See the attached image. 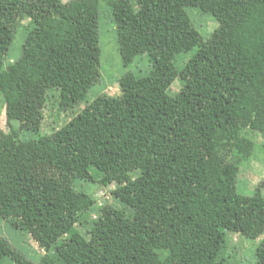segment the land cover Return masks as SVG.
Instances as JSON below:
<instances>
[{"label":"trees","instance_id":"1","mask_svg":"<svg viewBox=\"0 0 264 264\" xmlns=\"http://www.w3.org/2000/svg\"><path fill=\"white\" fill-rule=\"evenodd\" d=\"M99 1L52 0L51 15L33 20L22 56L7 66L3 55L11 38L2 32L0 93L10 131L0 128V216L16 227L31 231L39 227L38 240L55 250L53 264H96L74 239L64 237L79 220L88 224L97 243L98 259L104 264H236L225 255L226 239L212 247L204 239L177 229L162 237L136 219L125 224L112 222L108 227L92 218L95 206H84L80 213L71 200L53 197L65 187L51 184L47 193L48 189L24 184L35 163L62 146L54 136L27 140L18 136L14 126L24 116L31 79L47 82L52 72L59 69L58 73H65L57 63L68 65L77 55L83 56L81 66L94 68L96 73ZM180 1L185 8L206 9L218 23L206 43L214 60L211 78L220 66L225 74L213 96L206 89L207 82L196 84L173 63L167 35L174 31L176 22L170 9ZM109 2L124 64L129 66L138 55L146 54L151 66L145 75L125 73L119 80L120 96L104 93L95 97L82 109L79 120L109 155L128 164L132 161L130 167L140 171L141 180L165 188L168 209L184 213L197 207L229 208L237 187L217 186L219 171L215 166L220 161L234 162L238 174L240 164L252 155L255 146L251 131L261 135L264 148V0ZM61 22L67 24L80 50L68 59L65 54L57 56L54 44ZM196 65L197 72H205L199 62ZM179 77L182 88L171 95L170 85ZM211 100L210 114L194 125L191 108ZM236 143L251 149L240 150ZM111 169L102 167L101 184L109 185L115 179ZM263 189L264 179L252 196L256 204L263 198ZM7 259L14 264H34L0 235V264H7ZM257 259L258 264H264V240L258 246Z\"/></svg>","mask_w":264,"mask_h":264},{"label":"rangeland","instance_id":"2","mask_svg":"<svg viewBox=\"0 0 264 264\" xmlns=\"http://www.w3.org/2000/svg\"><path fill=\"white\" fill-rule=\"evenodd\" d=\"M109 1H99V47L94 60L96 73L93 74L94 68L81 66L84 65L83 56L77 55V59L70 60L68 65L57 63L65 73H58V69L49 75L47 82L31 79L24 116L14 126L19 132L18 136L23 140L34 139L39 135L54 136L62 146L51 150L50 154L35 163L30 175L25 177L24 184L36 185L44 191L48 189L47 193L51 184L65 187L53 197L71 200L80 213L84 212V206H95L92 218H98L105 226L110 227L112 222L125 224L136 219L162 237L177 229L204 239L212 247L226 239L228 250L225 255L229 261L258 264L257 249L264 240V195L257 204L252 199L257 186L264 179L263 139L258 132L250 133L255 146L252 155L240 164L238 174L234 162L220 161L214 168L219 171L217 186L225 189L237 187L239 194L233 195L230 207H197L181 213L165 205V188L141 180L140 171L130 167L132 161L128 164L125 159L117 161L109 155L94 133L79 120L82 109L95 97L104 93L120 96L119 80L125 73L132 71L145 75L151 66L146 54L138 55L129 66L124 64ZM181 3L170 9L176 21L174 31L167 35L168 48L175 58L173 63L178 72L184 71L196 84L199 80L207 82L206 89L213 96L217 84L225 76L220 66L211 78L214 60L206 44L218 23L206 9L185 8ZM52 6V0H0V37L5 31L12 39L3 55L6 66L22 56L28 28L34 23L33 20L42 21L50 16ZM54 44L57 56L65 54L68 59L80 52L65 22L58 25ZM196 62L201 64L204 73L196 71ZM92 76L95 77L91 79ZM181 88L179 77L170 85L169 92L175 95ZM211 104L212 100L208 103L198 102L191 108V122L194 125H200L206 119L212 110ZM120 108H123L122 103ZM0 128L5 133L10 131L1 93ZM236 147L244 151L251 149L248 145L240 148L237 143ZM108 166L112 168L115 179L109 185H103L100 183L102 167ZM8 177L11 175L8 174ZM36 228L31 231L27 227H16L11 220L0 216V235L16 251L34 264H53L55 250L38 240L36 233H39L40 228ZM64 237L74 239L96 264H104L98 259L97 243L88 224L79 220L71 233ZM5 263L14 264L10 259Z\"/></svg>","mask_w":264,"mask_h":264}]
</instances>
